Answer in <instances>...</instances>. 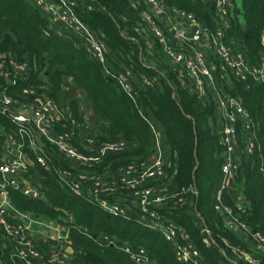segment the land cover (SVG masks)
Masks as SVG:
<instances>
[{
	"label": "trees",
	"instance_id": "1",
	"mask_svg": "<svg viewBox=\"0 0 264 264\" xmlns=\"http://www.w3.org/2000/svg\"><path fill=\"white\" fill-rule=\"evenodd\" d=\"M75 1L78 16L105 41L109 50L107 65L118 68L126 64L131 69L134 94L123 90L115 75L105 74L104 65L86 51L79 36L71 31L60 35L50 28L49 17L33 0H0V61L7 63L13 57L18 61L28 60L32 66L29 78L17 84H12L0 70V100L6 93L18 96L25 87L41 86L44 87L42 92L63 107V100L68 98L66 88L72 83L66 77L70 76L76 88H83L89 95L95 112L105 124L101 131L84 126L77 100H71L72 118L69 120L66 113L63 121L56 125V134L63 130L72 132V142L85 153L95 152L88 150L90 144L86 138L89 136L96 145L123 140L125 149L108 154L102 166L90 168L93 164L66 157L45 136H40L43 142L40 145L35 135L40 147L38 153H45L49 163V168H45L37 161L38 153L29 146L30 140L26 137L24 145L33 161L28 176L33 183L41 184L43 196L31 198L10 187L12 201L23 210L57 219L69 231V239L77 253L76 264H137L120 250L125 244L147 249L154 264H188L178 258L163 233L140 221L141 211L127 203L122 185L97 197L94 187L87 182L80 183V194L72 190L79 173L89 172V168L104 176H117L121 168L138 166L148 160L154 140L151 125L140 109H149L164 140L177 155V169L169 189L188 200L182 206L167 202L154 209L168 221L160 220L174 223L179 232L189 235L206 264H231V260L236 259L233 246L252 250L253 245L250 238L234 230L228 223V215L219 210L217 204L232 206L239 220L246 222L252 231L264 235V83L255 81L252 76L241 81L232 75L230 86L223 84L224 91L238 95L249 112L250 132L240 130L236 146L240 162L236 188L240 185L241 191L237 193L243 200L239 207L234 189H221L218 194L225 147L221 143L216 100L211 93L200 96L192 91L187 74L181 80L178 72L168 64L155 36L150 35L155 41L152 48L145 42L143 32L138 31L144 23L140 13L143 3L134 6L133 0ZM165 1L169 6L193 12L202 22L214 27L213 0ZM242 8L244 22L236 3H232L230 12L234 14L228 38H236L252 65L260 66L264 61V0H242ZM65 36H72V41ZM76 42L81 47H77ZM143 74L158 79L147 84L141 79ZM25 100L33 102L32 97ZM16 135L20 136L18 124L11 114L0 109V147ZM249 135L256 141L252 152L247 150ZM189 188L196 189L198 194L184 191ZM102 200L110 205L120 204L126 209L125 214L112 213L102 206ZM107 236L117 245L108 244ZM207 237L211 239L210 244L205 241ZM12 253L13 243L5 237L0 226V260L5 264H27Z\"/></svg>",
	"mask_w": 264,
	"mask_h": 264
},
{
	"label": "built area",
	"instance_id": "2",
	"mask_svg": "<svg viewBox=\"0 0 264 264\" xmlns=\"http://www.w3.org/2000/svg\"><path fill=\"white\" fill-rule=\"evenodd\" d=\"M33 1L49 17L50 28L55 29L60 35L65 31H71L79 36L86 51L104 65L105 74L115 75L120 87L134 94L131 69L127 67L116 74L107 65L106 43L78 16L75 10V0ZM233 2L235 1L213 0V9L216 14L215 25L204 27V22L193 12L178 6H169L165 0H133L134 6H139L140 3L144 5L140 13L146 27L141 26L138 30L142 32L148 30L155 35L165 52L168 64L178 72L182 77L181 80L183 81L186 74L188 75L189 87L192 91L200 96H209L211 93L218 103L221 143L225 147L222 164L223 178L218 194L221 193V189H236L240 168V162L236 156L239 138L238 124L243 120L246 122V128L250 127L249 112L244 107L241 98L225 92L223 84L230 86L232 75L241 81H246L252 76L255 81L264 83V62L260 66L252 65L243 45L240 46L234 37L228 38L231 17L234 14L230 12ZM262 42L264 45V34ZM31 67L28 60L18 61L10 57L7 63L5 60L0 61L1 73L9 78L12 84L28 79ZM141 79L150 84L158 78L143 74ZM43 88L28 86L20 95L6 93L0 100V109L12 115L13 120L19 126L20 134V136L16 135L5 141L2 146L3 153L0 154V226L6 238L13 243L12 255L20 257L27 264H57V262L63 263V260L59 259L56 254H53L52 258L42 260V252L33 238V234L42 228H53V222L19 208L10 198L9 188L24 185L18 181V176L22 171L28 172L32 164L24 145L25 138H29V146L38 153L40 147L37 146L34 137L37 134L41 137L45 136L66 157L93 164L90 168L102 166L108 154L124 150L126 145L123 140L103 141L96 145L95 140L89 136L86 138L90 144L88 150L95 152L85 153L72 142V132L63 130L56 134L53 130L59 122L63 121L65 111L51 96L41 91ZM29 97H32L35 102L25 100ZM150 125L154 151L157 154L154 161H146L138 166L132 164L127 169L121 168L117 176L113 177L104 176L98 170L89 168V172L79 173L77 181L72 183V190L80 194L82 191L80 183L87 182L94 187L97 197L104 191L116 190L122 185L127 203L141 211L140 221L150 228L161 230L173 245L180 260L188 264H206L189 235L179 232L174 223H165L160 220L162 218L168 221L160 217L154 209L167 202L182 206L188 203V200L176 190L157 191L154 180L165 173L164 135L152 121ZM254 138L253 135H249L247 139L248 152H252L255 148ZM37 161L45 168H49L45 153H38ZM68 173L71 174V172ZM21 190L31 198H42L43 196L39 183L25 185ZM189 190L193 194L198 193L194 188L184 191L187 193ZM242 202V199H238L237 206L240 207ZM101 204L114 214H125L126 209L120 204L110 205L104 200ZM216 207L228 215V223L235 229H240L246 238H250L253 245L252 250L233 246L232 250L236 259L231 260V264H238V262L264 264L262 258L264 256V235L258 231H252L246 222L239 220L234 215L232 206L217 204ZM53 235L58 239L67 237L57 228ZM106 239L108 244L117 245L114 239L109 241V236ZM205 241L210 244L211 239L207 237ZM120 249L139 264H154L148 250L144 247H131L125 244Z\"/></svg>",
	"mask_w": 264,
	"mask_h": 264
},
{
	"label": "crops",
	"instance_id": "3",
	"mask_svg": "<svg viewBox=\"0 0 264 264\" xmlns=\"http://www.w3.org/2000/svg\"><path fill=\"white\" fill-rule=\"evenodd\" d=\"M234 1L236 3V6L238 7L239 11L241 12V17H242V21H243V15H242V10H243V8H242V0L240 2V5H238L237 0H234ZM141 26L142 27H146L145 26V23H142ZM91 29H93V28H91ZM244 29H246V26H244ZM138 31L141 32V30H138ZM123 34H126V33L123 32ZM263 34H264V31L262 33V38H263ZM150 35L155 36L153 33H151L148 30H145L143 32V34H142L145 42L148 45H150L151 48H152L153 47V44L155 43V41L150 38ZM66 37L67 36H65V38ZM68 37H70V36H68ZM72 38L73 37L71 36L70 37L71 41H72ZM262 44H263V42H262ZM75 45L77 47H81V44H79L77 42L75 43ZM160 46H161V44H160ZM161 48H162V46H161ZM162 50H163V48H162ZM163 53L165 55V52L164 51H163ZM35 66H36V64H35ZM119 66L120 67H118V68H115V66H113V67L110 66V68L116 74L118 72H120V71H123L125 68H127L126 64H120ZM152 68L154 70H157L156 69V65L155 66L153 65ZM66 80L68 82H72L66 88V91L68 89V98H66V99L63 100V104H64L63 107H64L65 114L68 113V115H69V118L68 117L67 118L69 120H71V118H72V112H71V109H70V102H71V100H77V103H78V112H79V115L82 117V122H84L83 123L84 126H89L92 129H94V130L101 131V128L104 126L105 123L102 121L101 117L95 112V110L93 108V105H92V101H91L89 95L86 93V91L83 88H78V87L76 88V86L74 85V83L72 81V78L70 76L66 77ZM115 80L117 81V79H115ZM44 84H45L46 87H48V85H46V83H44ZM72 86H74L76 88V95L73 96V97H71L70 94H69V89ZM134 92H135V90H134ZM214 99H215V97H214ZM216 103H217V101H216ZM218 110L219 109H218V103H217V119H218V122H219V117L220 116H219ZM140 112L142 113L143 117L149 122V124L152 121L158 127V125L156 124V119L154 118V116L152 115V113L149 111V109L148 110L145 109L144 111L142 109H140ZM245 123L246 122L242 120L239 123L241 125H240V128H238V129H239V131L241 130L242 132H248L249 133L250 132L249 126H248V128H246ZM53 131H55V130H53ZM154 150L155 149H153V152L149 156L147 162H151V161H154L156 159L157 154L155 153ZM163 151H164V155L166 157V160H165V169H164L165 173H164V175H162L160 177H157L154 180V183H155V186H156L157 191H164V190L169 189V188L172 187L171 185H172V182H173V179H174V176H175V173H176V169H177V155L173 151H171L170 145L167 143V140H164ZM2 153H3V147H0V154L2 155ZM32 164H33V161H32ZM113 176L114 175H111L109 177H113ZM32 180H33L32 177L31 176H28V172H26L25 175H21L20 174V176H18V181L21 184H24V185H20V187H15V186H12V187L15 188V189L21 190L23 188V186L32 184L33 181H34V180L33 181ZM37 183H39V182H37ZM220 188H221V185H220ZM220 188H219V190H220ZM240 188H241L240 185H237V188L234 190V191H236V197H237V198L235 197L236 200L241 199L240 196H238V193H237L238 191H241ZM11 201H12V199H11ZM28 212H31V211H28ZM31 213L34 214L33 212H31ZM34 215H36V214H34ZM36 216H41V215H36ZM43 217H45L46 219L52 221L54 227L53 228H50V229H48V228H42L40 231L35 232L33 234L34 241H35V243H37V246L41 250L42 255H43V257L41 259L42 260H47L49 258H52L53 254H56L59 259L63 260V263L57 262V264H76L77 263V255H76L77 253H76L74 247L72 246V242L69 239V231L67 229H64L63 226L59 223V221L57 219L50 218V217H47V216H43ZM56 228H57V230L61 231V233H63L67 237L66 238H62V239L56 238V236L53 235V232L56 231ZM156 230H158V231H160L162 233L161 230H159V229H156ZM234 230L235 231H238V232H241V231H239L237 229H234ZM120 250H122V249H120ZM123 252H125V251H123ZM34 261L36 263L38 262V260H34ZM134 262L137 263V264H139L136 261H134ZM0 264H5V263H3L0 260Z\"/></svg>",
	"mask_w": 264,
	"mask_h": 264
},
{
	"label": "water",
	"instance_id": "4",
	"mask_svg": "<svg viewBox=\"0 0 264 264\" xmlns=\"http://www.w3.org/2000/svg\"><path fill=\"white\" fill-rule=\"evenodd\" d=\"M211 8L213 9V5L211 6ZM203 26H204V27H207V26H208V23H207V22L203 23ZM66 38H67L69 41H71L70 37L67 36ZM69 94H70L71 97H73V96L76 95V88H75L74 86L70 87V89H69ZM36 139H37V141H38V143H39L40 145L43 144V142H42V140H41V137H40L38 134L36 135ZM20 174H21V175H25V174H26V171H22Z\"/></svg>",
	"mask_w": 264,
	"mask_h": 264
},
{
	"label": "rangeland",
	"instance_id": "5",
	"mask_svg": "<svg viewBox=\"0 0 264 264\" xmlns=\"http://www.w3.org/2000/svg\"><path fill=\"white\" fill-rule=\"evenodd\" d=\"M241 0H237L238 5H240Z\"/></svg>",
	"mask_w": 264,
	"mask_h": 264
}]
</instances>
